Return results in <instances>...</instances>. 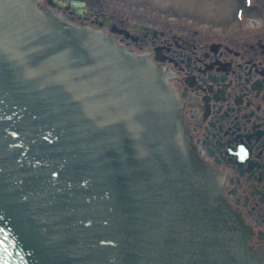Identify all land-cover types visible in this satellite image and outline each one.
Returning <instances> with one entry per match:
<instances>
[{
  "label": "water",
  "instance_id": "water-1",
  "mask_svg": "<svg viewBox=\"0 0 264 264\" xmlns=\"http://www.w3.org/2000/svg\"><path fill=\"white\" fill-rule=\"evenodd\" d=\"M39 1L0 0V264H259L221 175L187 159L166 64Z\"/></svg>",
  "mask_w": 264,
  "mask_h": 264
},
{
  "label": "flooded vegetation",
  "instance_id": "flooded-vegetation-1",
  "mask_svg": "<svg viewBox=\"0 0 264 264\" xmlns=\"http://www.w3.org/2000/svg\"><path fill=\"white\" fill-rule=\"evenodd\" d=\"M220 23L206 31L157 29L153 55L183 98L189 150L221 175L231 223L245 229L248 250L264 264V19ZM140 35L144 43L148 35Z\"/></svg>",
  "mask_w": 264,
  "mask_h": 264
},
{
  "label": "rangeland",
  "instance_id": "rangeland-1",
  "mask_svg": "<svg viewBox=\"0 0 264 264\" xmlns=\"http://www.w3.org/2000/svg\"><path fill=\"white\" fill-rule=\"evenodd\" d=\"M88 7L98 11H109L115 21L126 26L128 21L151 25L167 34L182 29L213 30L220 29L226 20H263L264 0H86ZM40 6L65 11L69 16L96 25L109 32V26H100L93 16L81 18L71 9L54 7L47 0H40ZM121 42L136 51L150 50L153 55V36L146 41L135 42L124 35L111 32Z\"/></svg>",
  "mask_w": 264,
  "mask_h": 264
}]
</instances>
